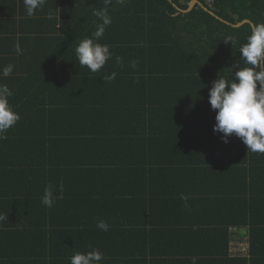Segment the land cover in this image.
<instances>
[{
  "label": "trees",
  "instance_id": "1",
  "mask_svg": "<svg viewBox=\"0 0 264 264\" xmlns=\"http://www.w3.org/2000/svg\"><path fill=\"white\" fill-rule=\"evenodd\" d=\"M194 1L113 0L112 23L99 40L113 54L103 69L93 74L76 58L75 48L91 31L63 32L48 39L56 50L32 71L31 82L10 89L20 119L0 140V214L8 217L0 222V264H70L75 252L104 244L118 256V246H129L122 257L130 259L121 264L251 261L264 239V154L247 152L235 135L225 144L214 134L208 94L218 75L231 80L243 67L239 47L253 25L264 23V0H216V16L198 0L202 5L183 12ZM100 22L93 20V32ZM230 35L237 41L232 46L224 43ZM112 72L114 80L145 81L144 95L132 104L139 121L123 116V126L115 123V99L104 96L103 77ZM108 138L122 140L116 145L130 154L117 147L109 154L114 140ZM162 138L172 140L176 154L161 149ZM183 138L191 150L181 154ZM84 147L103 162L120 158L105 161L126 176L118 178L117 191H103L109 180L59 175L74 156L85 162ZM49 184L63 185V198L51 208L41 202ZM149 210L157 227L137 229ZM127 216L135 229L122 227ZM98 220L109 221L107 232L96 227ZM234 238L247 239L249 259H231ZM101 264H109L105 254Z\"/></svg>",
  "mask_w": 264,
  "mask_h": 264
},
{
  "label": "crops",
  "instance_id": "2",
  "mask_svg": "<svg viewBox=\"0 0 264 264\" xmlns=\"http://www.w3.org/2000/svg\"><path fill=\"white\" fill-rule=\"evenodd\" d=\"M104 6V0H46V4L43 8L37 9L35 14L29 17L26 14L23 0H0V70L9 64L15 66L10 76L3 77L2 74H0V85H7L9 89L19 90L20 86H23L28 80L30 83L32 80V71L41 65L45 66L47 64V53L56 50V48H54L56 47L55 44H47L48 39L58 38L62 36L63 32L74 33L76 35L85 34L87 31L93 33V20L96 21L98 19L93 15V12L97 8H104ZM17 43H19L22 49V54L19 55L15 52V45ZM108 62H106V64ZM111 65H113V63ZM96 85L101 84L96 83L93 85V90L98 92L99 88L95 87ZM120 85L122 87H120ZM144 86L145 81L143 79L141 82L135 78L116 79L111 81V83L107 82L105 84L104 87H106L107 90L104 92V96L112 97L116 102V119H113L117 125L123 126L127 120H129L130 123L140 120V113L132 107V104L144 95ZM123 116L126 121L122 119ZM145 117H147V115ZM185 128H187V131H189V129L191 130V126L189 125H185ZM174 131L176 130H170V132ZM108 139L111 141L114 140L112 142L114 145L109 154L114 152V147L120 148L122 155L126 156L130 154L129 151L123 149L122 146L116 145L122 142V140H115L114 138ZM141 139L145 142L144 137ZM103 140L106 141L107 139ZM186 140L185 138L182 139L180 148L181 154L183 150H186V152L191 150L188 141L186 145H183V141ZM157 142L160 143L162 150L176 154L174 152L176 149L172 140L166 142L163 141L162 138ZM84 149L85 162L81 157L74 156L69 166L62 167L61 165L59 167V175L68 171L63 177L71 176L69 172L74 171L91 180H109L107 183L109 186L104 188L103 191H117L120 185L118 183V178H125L126 176L120 175V173L118 174L116 167L107 169L105 165L108 162L105 161L119 162L120 158L111 156L103 162L99 159L100 156L97 151L93 150L91 147H84ZM137 149H139V146L132 149V151H137ZM121 180L122 179H120V183ZM67 181L72 184L71 178ZM232 182L231 176L230 183ZM153 218H155V216L151 210H149L146 216H143L140 222L141 224L137 223L134 226H136L137 229L142 227L145 229V226L149 229L151 225L156 228L157 225L156 222L153 221ZM129 220L130 218L127 216L126 220L122 223L124 229L125 223L129 229L134 228V226L128 222ZM187 224L188 223H186V225ZM261 240L258 250L254 251L251 261H249L248 264H264V239ZM118 247L121 248L119 256L115 246L107 244L95 246V248H98L105 254L109 264H121L119 262L130 259L122 257L124 252H128L127 248L129 246ZM150 262H152V260H150Z\"/></svg>",
  "mask_w": 264,
  "mask_h": 264
},
{
  "label": "clouds",
  "instance_id": "3",
  "mask_svg": "<svg viewBox=\"0 0 264 264\" xmlns=\"http://www.w3.org/2000/svg\"><path fill=\"white\" fill-rule=\"evenodd\" d=\"M113 0H104V8L95 10L93 15L100 23L96 24V30L91 37L79 41L75 48L76 58L81 67H86L95 74L104 68L106 62L112 59V52L107 44L99 43L106 27L112 23L108 14V7ZM27 16L31 17L37 9L43 8L46 0H23ZM247 42L239 47L240 61L243 67L235 71L231 80L220 77L213 81L208 94V103L215 111L214 134H222V142L229 143V138L235 135L246 146L247 152L264 154V23H257L251 27V34L246 38ZM225 44H236V37L228 36ZM15 52L22 54V49L17 43ZM116 64H122V58H115ZM137 61L131 62L135 68ZM14 65L9 64L0 70L3 77H8L14 70ZM116 78V73L103 79L111 82ZM12 92L7 85H0V140H6V133L15 126L20 116L9 103ZM63 198V185L58 188L49 184L45 187L41 197L44 206L51 208L56 200ZM180 199L184 206L188 207V197L181 194ZM8 220V217L0 214V222ZM96 227L104 232L109 230V224L104 220H98ZM104 254L98 248L87 252H75L70 258V264H101ZM192 264H196V258H192Z\"/></svg>",
  "mask_w": 264,
  "mask_h": 264
},
{
  "label": "built area",
  "instance_id": "4",
  "mask_svg": "<svg viewBox=\"0 0 264 264\" xmlns=\"http://www.w3.org/2000/svg\"><path fill=\"white\" fill-rule=\"evenodd\" d=\"M208 10L216 11V0H203ZM230 257L231 259H249L250 251L248 249L247 239L234 238L230 245Z\"/></svg>",
  "mask_w": 264,
  "mask_h": 264
},
{
  "label": "water",
  "instance_id": "5",
  "mask_svg": "<svg viewBox=\"0 0 264 264\" xmlns=\"http://www.w3.org/2000/svg\"><path fill=\"white\" fill-rule=\"evenodd\" d=\"M197 4H200V5H202L198 0H196V1H194L193 3H192V5H191V7L188 9V10H186V11H183V12H189V11H191ZM207 11H209L213 16H216V13H214V12H212V11H210V10H207ZM244 23H250L248 20H246V21H243L241 24H239V25H237V26H241L242 24H244Z\"/></svg>",
  "mask_w": 264,
  "mask_h": 264
}]
</instances>
